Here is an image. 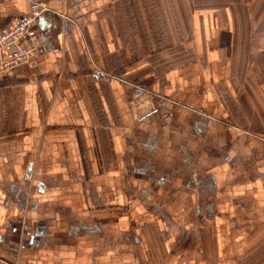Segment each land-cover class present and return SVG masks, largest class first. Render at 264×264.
Instances as JSON below:
<instances>
[{
	"label": "crops",
	"instance_id": "0c3cea01",
	"mask_svg": "<svg viewBox=\"0 0 264 264\" xmlns=\"http://www.w3.org/2000/svg\"><path fill=\"white\" fill-rule=\"evenodd\" d=\"M33 1L50 11L0 81V264H242L264 248V137L212 81L264 0H0V29Z\"/></svg>",
	"mask_w": 264,
	"mask_h": 264
},
{
	"label": "rangeland",
	"instance_id": "374dc122",
	"mask_svg": "<svg viewBox=\"0 0 264 264\" xmlns=\"http://www.w3.org/2000/svg\"><path fill=\"white\" fill-rule=\"evenodd\" d=\"M242 55V58L234 60L233 73L217 78L212 75V81L219 82L218 98L231 101L239 115L246 119V126L253 124V128H256L253 132L264 137V25L258 28L255 37H251ZM231 148L232 145L225 152ZM245 252L242 264H250L251 253L257 254V262L253 259L254 264H264V248H258L256 252L246 249Z\"/></svg>",
	"mask_w": 264,
	"mask_h": 264
},
{
	"label": "built area",
	"instance_id": "2783aa9c",
	"mask_svg": "<svg viewBox=\"0 0 264 264\" xmlns=\"http://www.w3.org/2000/svg\"><path fill=\"white\" fill-rule=\"evenodd\" d=\"M48 11L47 2L33 1L27 13L0 29V81L7 78L17 65L27 62L31 44L39 31L37 22Z\"/></svg>",
	"mask_w": 264,
	"mask_h": 264
}]
</instances>
